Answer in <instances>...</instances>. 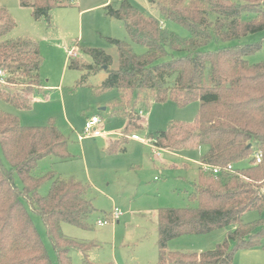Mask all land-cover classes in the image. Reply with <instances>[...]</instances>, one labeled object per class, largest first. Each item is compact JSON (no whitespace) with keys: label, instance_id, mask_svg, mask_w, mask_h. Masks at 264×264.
<instances>
[{"label":"trees","instance_id":"trees-1","mask_svg":"<svg viewBox=\"0 0 264 264\" xmlns=\"http://www.w3.org/2000/svg\"><path fill=\"white\" fill-rule=\"evenodd\" d=\"M72 1L20 0V4L31 7L35 19L49 22L53 8ZM148 1L164 20L180 24L190 35L168 30L164 21L145 16L122 0L118 7L106 6L107 16L123 21L130 39L146 51L137 54L130 43L108 37L118 52L116 68H111L112 55L94 47H82L92 63L75 58L70 68L95 74L107 67L97 92L120 93L114 105L123 110L127 105L124 133L142 129L137 124L141 110L135 107L139 100L142 108L153 102L173 101L180 107L199 102L194 121L171 120L165 130L148 136L158 149L206 146L202 165L220 168L218 174L198 168L188 194L197 207L158 210L157 264H234L237 251L264 248V217L244 220L250 211H264V59L255 63L248 59L264 52V40L205 47L264 31V0ZM15 25L8 9L0 5V99L31 109L33 97L46 89L39 74L43 56L39 44L29 38H6ZM0 147L6 160H0V264H53L31 212L42 218L58 264H72L70 247L86 246L64 234L62 225L90 226L96 211L93 188L55 170L38 173L41 159L70 157L67 137L52 120L45 126H25L17 115L0 107ZM260 152L263 158L258 163ZM47 182L50 187L43 194L39 189ZM227 227L225 239L213 249H168L172 239Z\"/></svg>","mask_w":264,"mask_h":264},{"label":"rangeland","instance_id":"rangeland-1","mask_svg":"<svg viewBox=\"0 0 264 264\" xmlns=\"http://www.w3.org/2000/svg\"><path fill=\"white\" fill-rule=\"evenodd\" d=\"M121 1L73 0L69 6L53 8L48 22L45 18L35 19L32 8L22 6L20 0H0V5L8 9L16 22L6 38L24 37L39 44L43 56L39 74L46 86L43 92L33 97L31 109H19L1 99L0 107L17 115L25 126H45L51 120L54 121L68 139L70 157H45L39 161L38 173L55 170L63 177H75L93 188L91 198L96 211L89 220L90 226L82 228L69 223L62 225L64 234L86 246V249L79 245L70 247L72 264H157L158 210L198 205L188 197V193L193 190L197 161L200 160V153L205 150H156L148 136L165 130L171 120L194 121L199 111V102L183 107L173 101L153 102L142 108V100H139L140 103L135 107L137 112L143 110L137 122L142 129L124 133L128 125L127 105L124 110L120 104L114 105L120 93L116 89L103 94L97 92L107 77V67L95 74L70 68L75 58L86 63L93 62L82 51V47L104 49L113 56L111 68H116L118 52L108 37L130 43L137 54L146 51L144 46L130 39L123 21L107 16L106 6L118 7ZM128 1L145 16L164 21L168 30L182 37L190 35L180 24L164 20L159 9L148 0ZM262 40L264 31L250 33L241 40L229 43L213 42L205 49ZM248 59L252 63L259 62L264 59V52H258ZM94 115L102 120L99 127L102 128L103 136L84 134L87 119ZM133 135L145 139L147 137L146 142L133 140ZM122 149L125 151L122 152ZM156 153L162 157L158 158ZM0 160L6 162L1 147ZM184 164L191 165L192 169ZM17 184L21 186L19 179ZM49 187L50 182H47L39 191L44 194ZM115 208L122 215L114 220L111 216ZM31 214L53 264H58L42 218L36 213ZM258 217V211H250L244 220L249 222ZM99 219L108 223L101 226L98 224ZM227 231L226 228H219L208 234L183 235L172 239L168 249L182 252L207 251L222 242ZM233 263L264 264V249L254 247L239 250L234 255Z\"/></svg>","mask_w":264,"mask_h":264},{"label":"built area","instance_id":"built-area-1","mask_svg":"<svg viewBox=\"0 0 264 264\" xmlns=\"http://www.w3.org/2000/svg\"><path fill=\"white\" fill-rule=\"evenodd\" d=\"M141 113H142V111H141ZM101 122H102L101 118L97 115H94L91 118L87 119V121L85 123L84 134L86 136H93V137L103 136L104 133L102 132V128L99 127V124ZM132 137L135 139L144 140V138L138 137L136 135H133ZM154 149H156V148L154 147ZM156 154L159 155V153H156ZM262 158H263V156H262L261 152L256 155V160L258 163L261 162ZM202 168L204 171H210V172H213L215 174H218L220 171L219 167H215V166H211V165H207V164L202 165ZM228 169H232V166L229 165ZM121 215H122V212L118 208H115L111 217L115 220ZM107 223L108 222L106 220H99L98 221V224H100V225H104Z\"/></svg>","mask_w":264,"mask_h":264},{"label":"crops","instance_id":"crops-1","mask_svg":"<svg viewBox=\"0 0 264 264\" xmlns=\"http://www.w3.org/2000/svg\"><path fill=\"white\" fill-rule=\"evenodd\" d=\"M143 111V110H142ZM147 132H149L148 130H147ZM138 137H141V136H138ZM131 138L133 139V140H136V141H140V142H146V139H147V137H146V139L144 138V137H141V138H144V140H139V139H135V138H133L132 136H131ZM148 140H150V139H148ZM110 144H112L111 142H109ZM204 146H202V147H198V148H193V149H201L202 148V150L204 149L205 151H202L201 153H200V158H201V156L208 150V147H205V148H203ZM157 150H161V149H158V148H156ZM165 150V149H164ZM171 151V150H170ZM182 151H184V150H182ZM182 151H175V152H182ZM127 152V151H126ZM158 158H160V157H162L161 155H160V153H159V155H156ZM197 163H198V168H200L201 166H202V163H201V161L200 160H198L197 161ZM184 165H188V167H189V169H192L191 167V165H189V164H184ZM188 169V168H187ZM188 169V170H189ZM188 192V191H187ZM191 192V191H190ZM189 192V193H190ZM188 193V194H189ZM259 212V211H258ZM259 214H260V217H264V216H262V215H264V211L262 212V213H260L259 212ZM246 215V214H245ZM260 217H258V218H260ZM100 220V219H99ZM98 220V221H99ZM100 225V224H99ZM102 226V225H101ZM227 230H229L230 228L229 227H227L226 228ZM264 249V248H263Z\"/></svg>","mask_w":264,"mask_h":264}]
</instances>
